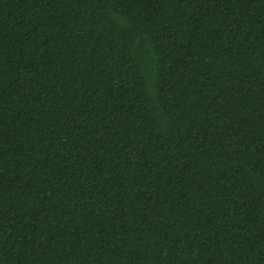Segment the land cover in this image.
Masks as SVG:
<instances>
[{"label":"trees","instance_id":"1","mask_svg":"<svg viewBox=\"0 0 264 264\" xmlns=\"http://www.w3.org/2000/svg\"><path fill=\"white\" fill-rule=\"evenodd\" d=\"M0 264H264V0H0Z\"/></svg>","mask_w":264,"mask_h":264}]
</instances>
